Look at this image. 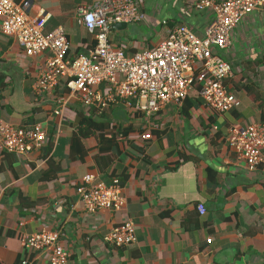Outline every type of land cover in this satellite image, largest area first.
Returning a JSON list of instances; mask_svg holds the SVG:
<instances>
[{
	"label": "crops",
	"instance_id": "crops-1",
	"mask_svg": "<svg viewBox=\"0 0 264 264\" xmlns=\"http://www.w3.org/2000/svg\"><path fill=\"white\" fill-rule=\"evenodd\" d=\"M13 1H30L32 18L48 15L44 34L65 30L69 59L97 47L78 9L104 0ZM200 1L134 0L144 20L114 26L110 42L132 57L180 26L204 38L213 14L199 11ZM219 54L233 66L226 86L240 107L231 112L205 106L196 88L181 105L150 117L122 101L103 111L73 98L62 106L69 96L64 80L51 93L34 90L50 53L26 56L0 22V122L46 133L42 147L22 157L6 151L0 138V264H50L48 252L23 244L43 231L58 234L70 264H264V163L251 171L227 142L232 128L264 127V7L243 19ZM93 90L109 93L106 84ZM89 120L97 126L89 129ZM90 174L106 184L120 180L126 208L89 212L78 188ZM128 221L135 244L106 241Z\"/></svg>",
	"mask_w": 264,
	"mask_h": 264
},
{
	"label": "built area",
	"instance_id": "built-area-1",
	"mask_svg": "<svg viewBox=\"0 0 264 264\" xmlns=\"http://www.w3.org/2000/svg\"><path fill=\"white\" fill-rule=\"evenodd\" d=\"M263 7L264 0H201L197 9L213 14L204 38L180 26L152 50L132 57L112 45L110 34L118 23L144 20L134 0L121 3L104 0L94 7H80L79 23L95 34L97 47L88 56L72 60L65 30L57 28L44 34L48 15L32 18L30 1L0 0V22L4 34L15 39L26 56L50 53L34 90L38 94L51 93L63 80H69V96L60 100L62 106L73 98L86 108L103 111L110 104L122 101L131 110L150 117L170 103L181 105L190 90L196 88L205 106L227 113L238 109L240 101L226 86L233 75V66L219 52L229 49L233 32L243 19ZM102 84L108 86L106 96L93 90ZM2 95L0 89V101ZM0 138L6 151L22 157L41 148L46 142V133L40 126L24 130L0 122ZM151 138L152 135L144 136L145 140ZM227 142L251 171L264 163L263 126L232 128ZM78 194L92 213L102 209L121 212L127 205L120 180L106 184L90 174L82 179ZM200 209L205 212L204 207ZM106 241L118 248L135 244L134 223L128 221L113 229ZM23 244L27 251L48 252L50 264H70V254L59 244L55 232L27 236Z\"/></svg>",
	"mask_w": 264,
	"mask_h": 264
},
{
	"label": "trees",
	"instance_id": "trees-1",
	"mask_svg": "<svg viewBox=\"0 0 264 264\" xmlns=\"http://www.w3.org/2000/svg\"><path fill=\"white\" fill-rule=\"evenodd\" d=\"M64 82H66V84H68V82H69V80H64ZM87 126H88V128L90 129V128H92V127H94V126H97L92 120H89V121H87ZM90 134V132H89V130H87V131H83L82 132V137H86V136H88ZM100 138H101V140H105V139H108V138H106L105 137V135H103V133L100 135ZM74 145H79V142H77V141H75L74 142ZM103 150V149H102Z\"/></svg>",
	"mask_w": 264,
	"mask_h": 264
},
{
	"label": "water",
	"instance_id": "water-1",
	"mask_svg": "<svg viewBox=\"0 0 264 264\" xmlns=\"http://www.w3.org/2000/svg\"><path fill=\"white\" fill-rule=\"evenodd\" d=\"M126 27H127L126 23H118L115 25V28H118V29H124Z\"/></svg>",
	"mask_w": 264,
	"mask_h": 264
}]
</instances>
